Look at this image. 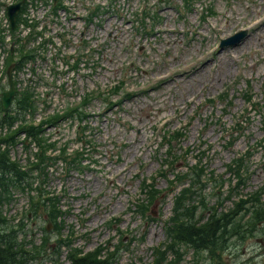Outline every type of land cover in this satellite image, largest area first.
I'll use <instances>...</instances> for the list:
<instances>
[{"label": "rangeland", "instance_id": "obj_1", "mask_svg": "<svg viewBox=\"0 0 264 264\" xmlns=\"http://www.w3.org/2000/svg\"><path fill=\"white\" fill-rule=\"evenodd\" d=\"M98 6L91 18L90 40H80L74 53L75 59L80 58L77 68L71 67L75 59L58 56L50 65L49 91L36 97L34 122L38 123L49 108L58 112L79 104L88 91L106 92L90 103L81 126L76 119H67L46 130L59 152L66 141L77 147L75 142L84 135L93 142V163L84 170L71 171L59 161L51 165L47 178H40L46 192L61 196L62 211L71 207L61 216L64 234L69 232V223L75 224V242L86 252L105 245L112 236L114 242L123 236L126 243L105 262L155 264L153 250L155 254L158 246L173 242L166 235L164 220L172 213L174 197L169 195L164 206L159 202L150 207L156 220H142L140 198L136 201L141 182L168 172L166 178L158 179V186L165 188L178 172L193 174L194 166L202 165L208 173L196 188L200 197L193 211L196 218L206 220L212 212L207 207L228 211L241 194L255 192V203L250 201L253 194L225 213L245 228L252 223L253 210L264 208V196L256 191L264 192V0H100L92 9ZM255 22L260 23L250 29ZM119 24L122 28L115 32ZM46 51L47 42L42 48ZM182 71L187 73L180 75ZM115 86L121 88L112 92ZM108 96L109 106L105 103ZM167 161L169 165L163 167ZM229 163L235 168L240 165L244 179L225 177L231 170ZM188 165L192 168L187 169ZM240 181L241 187L234 189ZM27 196L21 195L17 208L10 202L3 206L10 213L17 209V220L26 222L33 238L22 233L20 240L33 241L32 255L46 250L37 237L41 228L42 235L47 229L50 239L44 241L53 248L28 262L51 264L59 246L57 230L44 210L30 212ZM83 212L87 215L80 217ZM113 217H120L121 222L108 224ZM86 219L87 228H83ZM255 228L257 233L264 231L259 223ZM247 244L238 238L223 259H210L207 264H245ZM240 249L243 252L235 256ZM194 258V250L189 249L180 264H195ZM176 259L175 254L169 255V261Z\"/></svg>", "mask_w": 264, "mask_h": 264}, {"label": "trees", "instance_id": "obj_2", "mask_svg": "<svg viewBox=\"0 0 264 264\" xmlns=\"http://www.w3.org/2000/svg\"><path fill=\"white\" fill-rule=\"evenodd\" d=\"M26 98L19 101L20 105L25 104ZM54 119H57L55 117ZM34 130H30L31 134H34ZM6 152H0V172L3 170L8 171L10 168L6 163ZM201 175L204 174V169L201 168ZM198 174V175H200ZM145 189H148V185H144ZM193 189L184 188L181 191V194L176 198V207L175 213L170 218L169 223L167 222L166 227L168 229V234L174 235L175 244L173 245V251L177 254L178 259L181 258V254L178 248H176L177 244H185L191 248H195L198 254H201L203 260H206L209 256H214V254L218 251V246L216 244L218 238H223L228 231V223L229 220L227 218H223L224 214H219L218 212H213L207 221L200 222L195 218V215H190L191 206L193 197L195 194H192ZM190 194V195H188ZM47 201H52L49 198H46L44 201L45 207L48 206ZM253 203L257 201V194L254 195L251 199ZM190 204V207L188 206ZM54 209L51 211V215L54 217V221L60 211L53 204ZM254 206V204L252 205ZM255 215L259 219H264V208L254 209ZM5 220L0 218V232L4 228ZM55 226L60 228L62 225L58 224L55 221ZM5 243V247H1V244ZM17 242L13 237H7V235H0V261L1 264H27L26 252L20 246L17 247ZM165 248H160L159 254L164 255V259L166 260V254L169 251V243L164 245ZM71 257L74 258V264H107L101 263L96 260V254L90 253L83 257H74L71 254Z\"/></svg>", "mask_w": 264, "mask_h": 264}, {"label": "flooded vegetation", "instance_id": "obj_3", "mask_svg": "<svg viewBox=\"0 0 264 264\" xmlns=\"http://www.w3.org/2000/svg\"><path fill=\"white\" fill-rule=\"evenodd\" d=\"M263 236L256 250H255L254 245L252 244L249 247L246 264H264V238Z\"/></svg>", "mask_w": 264, "mask_h": 264}, {"label": "water", "instance_id": "obj_4", "mask_svg": "<svg viewBox=\"0 0 264 264\" xmlns=\"http://www.w3.org/2000/svg\"><path fill=\"white\" fill-rule=\"evenodd\" d=\"M18 8H19V5H15V6H12V7L10 8V15H11L12 20H13V18H14L15 11H16ZM242 35H243V36H242ZM245 35H246V32L238 34V35L236 36V38H235V41L240 40V39L243 38ZM241 36H242V37H241ZM14 94H15V89H14V86H13V88H12V90H11L10 92L5 93V96H4V102H5V105H6V106L9 104V102H10L12 96H14Z\"/></svg>", "mask_w": 264, "mask_h": 264}, {"label": "bare ground", "instance_id": "obj_5", "mask_svg": "<svg viewBox=\"0 0 264 264\" xmlns=\"http://www.w3.org/2000/svg\"><path fill=\"white\" fill-rule=\"evenodd\" d=\"M261 19H263V18H261ZM260 21H263V20H260ZM258 23H260V22H255V23H253V24L250 26V29H253V27H254L256 24H258ZM115 24H116V23H115ZM116 25H117V24H116ZM120 28H122L121 24H119L118 26L115 27V32H117ZM1 42H2V44L6 45V44L9 42V39L2 38ZM106 60H108V59H106ZM183 73L186 74L187 72H186V71H182V72H180V75L183 74ZM163 79H164V78H161L160 80H163Z\"/></svg>", "mask_w": 264, "mask_h": 264}, {"label": "crops", "instance_id": "obj_6", "mask_svg": "<svg viewBox=\"0 0 264 264\" xmlns=\"http://www.w3.org/2000/svg\"><path fill=\"white\" fill-rule=\"evenodd\" d=\"M43 53L45 54L46 52H43ZM105 93H106L105 90H102L100 96L102 97ZM90 94H91L90 92H87V93H86V97H87L88 95H90ZM77 156H78V154H77ZM62 158H66V157H65V156H62Z\"/></svg>", "mask_w": 264, "mask_h": 264}]
</instances>
